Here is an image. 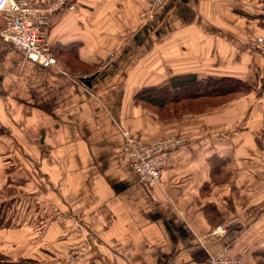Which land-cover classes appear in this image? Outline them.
<instances>
[{
  "label": "crops",
  "instance_id": "0c3cea01",
  "mask_svg": "<svg viewBox=\"0 0 264 264\" xmlns=\"http://www.w3.org/2000/svg\"><path fill=\"white\" fill-rule=\"evenodd\" d=\"M71 3L47 27L64 73L0 39V188L15 159L38 201L25 217L34 229L1 224L0 264L28 253L64 264L74 249L83 257L70 264H203L224 249L264 264V57L245 45L264 37V0H173L147 23L145 0ZM190 75L251 89L168 119L135 100ZM123 132L184 140L159 185L139 180ZM235 216L240 223L213 233Z\"/></svg>",
  "mask_w": 264,
  "mask_h": 264
},
{
  "label": "built area",
  "instance_id": "2783aa9c",
  "mask_svg": "<svg viewBox=\"0 0 264 264\" xmlns=\"http://www.w3.org/2000/svg\"><path fill=\"white\" fill-rule=\"evenodd\" d=\"M173 0H155L149 14H158ZM158 3V4H157ZM72 10L71 0H0V15L3 26L0 39L18 51L26 60L43 68H58L56 58L48 41L47 27L50 19L60 11ZM250 49L264 57V37L247 41ZM61 73H64L58 68ZM124 152L131 162L139 180L149 186L160 184L162 172L171 154L184 145V140L169 137L145 143L135 135L122 133ZM241 222L235 217L214 230L222 234L227 228ZM70 255L69 259L73 260ZM203 264H242L240 258L232 257L226 250L209 255Z\"/></svg>",
  "mask_w": 264,
  "mask_h": 264
},
{
  "label": "trees",
  "instance_id": "16d2710c",
  "mask_svg": "<svg viewBox=\"0 0 264 264\" xmlns=\"http://www.w3.org/2000/svg\"><path fill=\"white\" fill-rule=\"evenodd\" d=\"M249 89L251 85L232 77L199 79L190 75L173 78L167 86L144 89L135 95V100L155 109L157 114L167 110L171 112V109L173 112L188 109L189 114H199L222 106ZM181 115L173 114L170 117Z\"/></svg>",
  "mask_w": 264,
  "mask_h": 264
},
{
  "label": "rangeland",
  "instance_id": "374dc122",
  "mask_svg": "<svg viewBox=\"0 0 264 264\" xmlns=\"http://www.w3.org/2000/svg\"><path fill=\"white\" fill-rule=\"evenodd\" d=\"M154 3H155V0H145V6L139 12V18L140 20H142V22L147 23L153 20L158 15L157 13L158 10H156V12L153 13L152 15L149 14V10L152 7H154ZM259 37H263V36L248 35L245 39V45L247 46V48L250 49V47L247 44L248 40H254ZM252 52L255 55L261 56L254 51ZM195 110L196 108H194V111ZM188 111L189 110L186 109L181 112L178 110L177 112L176 111L173 112V109H171V112L168 110L162 111L158 113V115H160V117L162 118L164 117L168 119L173 114H176L179 116L181 114L183 115V113H189ZM7 166H8L7 172H13V171L15 172L11 173L9 176L6 174L4 181H6L7 179L8 180L6 181L5 189L0 188V214L3 213V215L8 218L7 221L5 222H3L0 219V225L1 224L9 225L11 227H20L22 225H25V227L27 228L31 227L30 229H32L33 227L34 229V227L38 223L36 224L31 219L26 220L27 217L34 216L36 211L38 212V210L36 209L38 206L37 205L38 201L35 198V195H34L35 193L33 191H29V187H27L26 185L28 183H31L32 181H29L30 180L29 176H26L24 174H18L19 172H17V170L19 167H16L18 166V164L16 163L15 159L11 158V165L8 164ZM2 177L3 176H1V178ZM1 182H3V180ZM26 187L28 190L25 189ZM235 217H238V216H235ZM79 251L74 249L73 251L64 255L63 263L70 264L76 260H80L83 257V254H81ZM70 255L74 256L73 260L69 259ZM8 264H38V255H35L34 253L32 254L28 253L27 255H20V258L18 260L16 261L11 260V263H8Z\"/></svg>",
  "mask_w": 264,
  "mask_h": 264
},
{
  "label": "water",
  "instance_id": "95a60500",
  "mask_svg": "<svg viewBox=\"0 0 264 264\" xmlns=\"http://www.w3.org/2000/svg\"><path fill=\"white\" fill-rule=\"evenodd\" d=\"M82 80H83V82H85L86 84L89 85L90 79H82Z\"/></svg>",
  "mask_w": 264,
  "mask_h": 264
}]
</instances>
